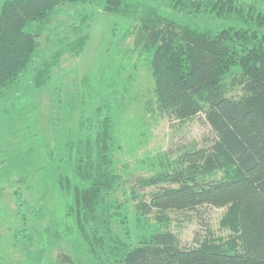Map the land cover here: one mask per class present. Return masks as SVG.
I'll return each instance as SVG.
<instances>
[{
	"label": "trees",
	"instance_id": "16d2710c",
	"mask_svg": "<svg viewBox=\"0 0 264 264\" xmlns=\"http://www.w3.org/2000/svg\"><path fill=\"white\" fill-rule=\"evenodd\" d=\"M91 2L0 0V132L20 119L14 96L19 86L48 87L64 115L52 119L58 130L54 143L45 145L44 173L96 260L264 264V0L103 1L104 13L131 21L125 34H133L135 48L148 57L155 110L174 123L198 117L209 131L202 144L169 150L176 155L164 170L130 180L128 201L137 220L152 216L157 224L135 243L112 227L117 222L127 232L129 220L126 205L112 197L120 178L110 102L87 74L64 101L63 82L54 74L66 54L74 58L83 52L88 24L76 26L72 37L61 39L47 59L32 66L57 11ZM202 20L225 25H200ZM204 207L225 208L220 222L228 237L196 231L183 243L170 230H159L171 215L200 218ZM59 262L79 264L64 253Z\"/></svg>",
	"mask_w": 264,
	"mask_h": 264
},
{
	"label": "rangeland",
	"instance_id": "374dc122",
	"mask_svg": "<svg viewBox=\"0 0 264 264\" xmlns=\"http://www.w3.org/2000/svg\"><path fill=\"white\" fill-rule=\"evenodd\" d=\"M103 1L61 7L40 38L32 66L47 59L61 39L72 37L76 26L88 24L90 35L83 52L74 58L66 54L54 74L63 82L62 100L76 91L81 76L87 74L110 102L117 144L113 157L120 178L112 197L126 205L129 220L127 232L117 222L112 227L115 234L135 243L157 224L152 216L137 220L128 201L130 180L164 170L176 155L169 150L190 142L202 144L209 131L198 117L174 123L155 110L148 57L135 48L134 35L125 34L131 21L104 13ZM83 16L85 20H79ZM199 24L225 25L212 20ZM14 96L19 99L20 119L10 131L0 132V262L60 264L59 255L64 253L79 264H106L87 252L72 218L64 211L63 200L44 173L45 145L54 143L58 130L52 119L63 117L64 109H57L48 87L22 84ZM224 213L225 208L204 207L200 218L196 214L189 219L171 215L169 225L159 230H170L183 243L191 242L196 231L225 238L230 232L220 222Z\"/></svg>",
	"mask_w": 264,
	"mask_h": 264
}]
</instances>
